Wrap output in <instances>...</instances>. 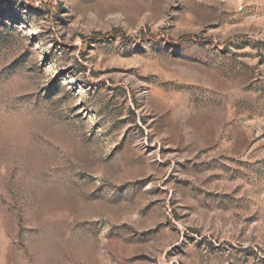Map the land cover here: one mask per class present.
<instances>
[{
  "label": "rangeland",
  "instance_id": "rangeland-1",
  "mask_svg": "<svg viewBox=\"0 0 264 264\" xmlns=\"http://www.w3.org/2000/svg\"><path fill=\"white\" fill-rule=\"evenodd\" d=\"M0 264H264V0H0Z\"/></svg>",
  "mask_w": 264,
  "mask_h": 264
}]
</instances>
